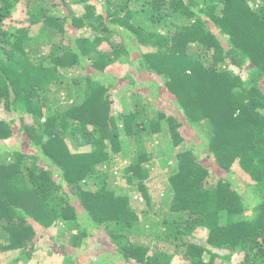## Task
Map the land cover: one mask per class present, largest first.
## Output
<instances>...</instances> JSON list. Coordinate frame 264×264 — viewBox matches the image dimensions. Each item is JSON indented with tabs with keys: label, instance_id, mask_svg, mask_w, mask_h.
Returning <instances> with one entry per match:
<instances>
[{
	"label": "trees",
	"instance_id": "obj_1",
	"mask_svg": "<svg viewBox=\"0 0 264 264\" xmlns=\"http://www.w3.org/2000/svg\"><path fill=\"white\" fill-rule=\"evenodd\" d=\"M98 2L102 11L86 4V11L77 16L60 14L67 0H26L31 23L39 24L33 35L24 27L12 31L8 20L14 4L0 0V110L20 113L19 131L40 149L38 154L17 150L0 156V253L24 252L36 238V226L45 229L57 221L83 218L104 229L127 262L178 264L173 259L180 254L187 261L183 264H216L218 256L221 264H228L232 255L243 254L238 264H264V0ZM70 24L99 32L95 38L68 40ZM113 33L122 41L109 51L100 50L105 36ZM137 50L139 68L161 76L163 84L152 87L160 95L167 89L176 95L181 117L166 118L161 111L157 118H144L148 107L136 99L131 111L122 114L123 125L118 121L103 74L107 66ZM80 67L93 72H85L82 81L74 77L67 87L58 85L62 71ZM61 90L76 92L79 98L63 109L64 102L57 98ZM25 114L31 115V123L25 122ZM163 118L170 146L157 150L167 156L162 165L171 171V184L163 200L166 214L151 223V206L140 213L131 200L135 190L151 204L147 180L156 165L154 147L162 143ZM197 122L207 128L213 165L231 172L238 161L251 176L246 192H239L225 176L208 185L211 168L184 146L181 132ZM13 124L0 119V140L13 135ZM68 139L92 144L93 149L73 152ZM115 152L136 155L123 168L129 184L125 187L109 184ZM27 157L33 159L32 166H24ZM95 177L96 188L91 185ZM141 215L146 217L142 222ZM199 228L208 230L206 244L192 239ZM140 231L170 241L174 251L153 250L151 243L133 240ZM84 235L86 230L73 238ZM58 249L68 252L66 245ZM108 263L102 258L89 264ZM73 264L88 263L77 258Z\"/></svg>",
	"mask_w": 264,
	"mask_h": 264
},
{
	"label": "rangeland",
	"instance_id": "obj_2",
	"mask_svg": "<svg viewBox=\"0 0 264 264\" xmlns=\"http://www.w3.org/2000/svg\"><path fill=\"white\" fill-rule=\"evenodd\" d=\"M14 4L12 7V19L8 20V25L11 27L13 32H17L21 28H28L31 34H37L39 31V24H32L29 14L27 12L26 0H12ZM87 5H94L97 12L101 10V4L98 0H87L86 3H74L73 0H67V5L60 6V14H72L75 13L77 16L82 15L86 11ZM72 23V22H71ZM71 27L67 33L68 40L73 39L72 37H80L81 35L90 36L95 38L99 31L92 29L91 26H85L79 29L74 28V24L69 25ZM9 27V28H10ZM210 27L214 29L217 33L218 29L215 28L212 23ZM72 30H75L72 31ZM75 38V37H74ZM121 35L118 33H113L111 36L106 37L102 40V43L99 47L102 51H109L112 49L113 43L121 42ZM135 44V42H134ZM148 47H143V51H147ZM46 50V48H45ZM48 50V49H47ZM198 48L192 49L191 51L196 52ZM45 53V52H43ZM139 50L133 51L131 55L125 56L122 59L115 61L114 63L107 66L103 74L104 84L108 86V93L111 95L112 106L115 115L118 117V121L121 125L122 123V114L130 112L132 109L133 102L138 99L140 100L141 105L148 107L147 115H142V117H156L161 113L167 117L170 116H180L182 112L179 110V102L176 95L171 91L165 90L163 95H160L152 87L156 82L158 84H163V79L161 76L155 73L142 72L143 69L139 68V61H137ZM231 69L238 71L234 66H230ZM74 69V68H73ZM70 69V72L64 70L62 75L58 80V85L67 87L68 84H74V77H79L80 81L83 80V74L87 71L93 72L89 67H80L78 70ZM73 75H72V74ZM246 82V75L240 71ZM76 74V75H74ZM97 77V76H96ZM94 85L97 83V79H94L92 82ZM58 86V87H59ZM157 95V96H155ZM58 100L62 102L61 107L63 109L68 107L72 101H75L79 98L78 93H66V91L61 90L57 96ZM125 101V102H124ZM52 102L56 103V98L52 99ZM264 113V108L261 109ZM161 115V114H160ZM163 118L164 131L161 133V145L154 147L155 152V164L152 166V172L150 178L147 180V185L149 187V193L151 195V204L146 200L142 194L138 191L132 192V204L138 211H146L149 209V218L151 223L155 222L161 215L166 214L167 204L163 203V200L167 198L166 193L169 190L170 174L171 171L169 168L164 167L162 160L166 159L167 156L161 154L158 149L161 147H166L169 145L168 141L171 139V133L167 127V119ZM0 119H8L14 122V133L8 139L0 140V156L4 157L8 153L11 155L15 151H23L26 154H38L40 151L39 148L30 143V139L26 133L20 132V126L22 124L20 113H9L5 109L0 110ZM26 123H31L32 117L29 114L24 115ZM207 128L203 122H197L196 125L186 124L181 130L182 135L184 136L185 142L184 146L191 148L194 154H197V157L201 159V162L208 165L211 168L210 177L208 178V185L213 186L216 184V181L221 176L229 177L235 184L236 189L244 193L249 184L253 182L251 176L247 174L244 168L240 165L238 161L235 162L231 172L225 171L218 166V164L213 165V158L209 156V150L207 148V136L205 132ZM130 141H134L133 137H129ZM68 144L71 148V151L80 153V152H89L93 149L92 144H76L72 140L68 139ZM170 142V141H169ZM149 149L153 148L150 147ZM170 146V145H169ZM133 147V145H132ZM136 147L134 146V149ZM179 149V148H178ZM181 149V148H180ZM135 152L130 154L129 157H124L120 153L115 152L114 157L116 160L115 167L111 170L114 171V174L109 180L110 187L116 186H127L128 181L123 168L126 165H129L135 157ZM40 161H44L43 156H40ZM172 163V162H171ZM34 164L33 159L25 158L24 166H32ZM110 172V171H109ZM58 179V174H56ZM91 185L97 187V178L91 180ZM79 203V202H77ZM253 204V202H252ZM79 205V204H78ZM143 213V212H142ZM250 215V213H246ZM146 219L141 215V222ZM140 222V223H141ZM37 234L34 241L29 243L26 246L25 251L14 250L8 251L5 253H0V264H73V262L79 258L80 262L90 263L92 260L98 261L99 259L105 258L108 259V264H135V261L127 262L125 258L119 256L117 250L115 249V244L111 238L107 235L106 231L102 228H96L90 221H84L83 218H80L79 221H57L53 226L48 228H42L36 226ZM86 235L79 239H74L73 236L79 235L80 231H85ZM208 235V230L206 228H199L192 235V239L201 244H206ZM134 239H140L143 243H151V246L154 248L160 247L163 250L170 252L174 251V244L170 241L157 240L155 236H149L148 234L141 233L140 236H133ZM78 244L77 246L75 244ZM66 245V253L59 251L58 247L60 245ZM29 254H27V252ZM220 252L221 255L229 253L227 250H215ZM22 252V253H21ZM230 254V253H229ZM20 256V258H18ZM205 257H209L206 255ZM243 257V254L232 255L230 260L225 262L228 264H238ZM223 259L218 256L216 259V264H221ZM107 262V261H105ZM187 261L183 258L182 255L176 254L173 259V263L183 264Z\"/></svg>",
	"mask_w": 264,
	"mask_h": 264
}]
</instances>
